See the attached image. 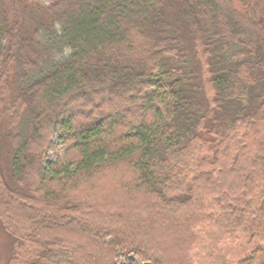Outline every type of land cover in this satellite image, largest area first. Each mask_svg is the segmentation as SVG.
<instances>
[{
  "label": "trees",
  "instance_id": "16d2710c",
  "mask_svg": "<svg viewBox=\"0 0 264 264\" xmlns=\"http://www.w3.org/2000/svg\"><path fill=\"white\" fill-rule=\"evenodd\" d=\"M118 168L143 200L86 207ZM0 227L7 264H264V0H0Z\"/></svg>",
  "mask_w": 264,
  "mask_h": 264
},
{
  "label": "rangeland",
  "instance_id": "374dc122",
  "mask_svg": "<svg viewBox=\"0 0 264 264\" xmlns=\"http://www.w3.org/2000/svg\"><path fill=\"white\" fill-rule=\"evenodd\" d=\"M34 1L42 2L46 5L49 4V0ZM55 159L56 157L53 154H49L46 158V162H51ZM122 173H124L123 168H118L116 177H113V173L111 174L110 172H107L103 177H99L93 185H88L81 191L79 194V196H81L80 201L86 204V207H92L97 210H99L102 207L101 205L106 202V208H103L102 211L109 215H114L113 213L117 214L119 207L124 206V202L129 201L132 196L141 202L143 200L141 196H135L133 192H130L129 189L127 190L125 188V183H121V176L124 175ZM125 218L127 219V217ZM168 229H171V226ZM168 234L171 235L170 230H168ZM177 242L179 243V239L177 238L173 242H168L170 248L167 251L176 257L181 264L184 259V256L181 255L183 252L181 250H183V248L182 246H177ZM10 244L11 239L0 227V264L8 263L10 256L9 252L11 251ZM118 254V258L115 259L116 264H152L151 262L143 261L134 255H124L121 252Z\"/></svg>",
  "mask_w": 264,
  "mask_h": 264
}]
</instances>
